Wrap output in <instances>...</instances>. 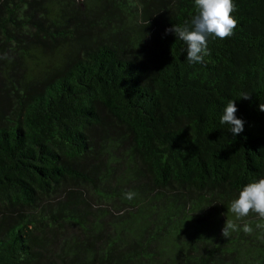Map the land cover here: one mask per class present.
I'll use <instances>...</instances> for the list:
<instances>
[{
    "label": "trees",
    "instance_id": "1",
    "mask_svg": "<svg viewBox=\"0 0 264 264\" xmlns=\"http://www.w3.org/2000/svg\"><path fill=\"white\" fill-rule=\"evenodd\" d=\"M234 2L190 64L194 0H0V264H264L228 211L264 178V0Z\"/></svg>",
    "mask_w": 264,
    "mask_h": 264
},
{
    "label": "clouds",
    "instance_id": "2",
    "mask_svg": "<svg viewBox=\"0 0 264 264\" xmlns=\"http://www.w3.org/2000/svg\"><path fill=\"white\" fill-rule=\"evenodd\" d=\"M196 14L192 17L191 27L177 25L166 29V32H174L177 39L187 45L186 59L190 64L204 63L209 55V38L227 39L235 34L239 21L234 13L237 5L234 0H194ZM241 98L250 99L251 94L244 93ZM264 111V103L259 105ZM238 111L235 101H229L220 118L221 124L230 125L233 135H239L244 130V121L236 116ZM127 199H132L134 193L125 194ZM228 211L235 214L237 219L247 217L255 213L264 220V178L248 183L239 192L237 199L233 200ZM257 228H264V224H257ZM238 225L231 220L226 221L221 235L229 238L233 231H238ZM243 231L251 234L253 228L244 224Z\"/></svg>",
    "mask_w": 264,
    "mask_h": 264
},
{
    "label": "rangeland",
    "instance_id": "3",
    "mask_svg": "<svg viewBox=\"0 0 264 264\" xmlns=\"http://www.w3.org/2000/svg\"><path fill=\"white\" fill-rule=\"evenodd\" d=\"M78 3H81V0H76ZM80 5H82V3L80 4ZM100 202L102 203L101 205L100 204H98V201L97 200H92V204H93V208H96V207H99V206H103V207H106V206H108V204L110 203V202H108V201H102V200H100ZM65 230L67 231L66 232V235L69 233V234H75V235H77V236H79L80 235V231H79V228L77 227V226H75V225H67V226H65Z\"/></svg>",
    "mask_w": 264,
    "mask_h": 264
}]
</instances>
